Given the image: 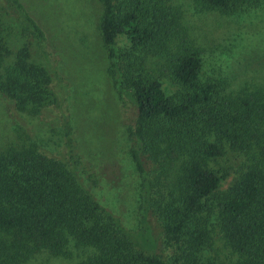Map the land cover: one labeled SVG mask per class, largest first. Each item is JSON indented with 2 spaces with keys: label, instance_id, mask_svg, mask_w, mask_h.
<instances>
[{
  "label": "trees",
  "instance_id": "16d2710c",
  "mask_svg": "<svg viewBox=\"0 0 264 264\" xmlns=\"http://www.w3.org/2000/svg\"><path fill=\"white\" fill-rule=\"evenodd\" d=\"M9 1L44 41L22 3ZM99 1L114 88L137 111L129 138L142 180L139 226L127 229L96 201L91 189L99 180L78 153L63 105L64 145L57 157L35 146L0 152V264H25L42 253L70 260L72 249L92 250L78 264H205L213 212L225 245L242 264H264V90L234 92L223 81H200L202 50L188 39L182 13L169 0ZM192 1L199 10L232 15L246 0ZM119 35L127 38L128 50L118 46ZM8 46L0 35V94L16 112L38 116L56 102L52 76L30 62L26 46ZM136 52L163 57L181 88L179 100L136 69ZM226 152L243 155L245 164L221 191L230 170H214L211 163ZM145 159L161 174L147 169Z\"/></svg>",
  "mask_w": 264,
  "mask_h": 264
},
{
  "label": "rangeland",
  "instance_id": "374dc122",
  "mask_svg": "<svg viewBox=\"0 0 264 264\" xmlns=\"http://www.w3.org/2000/svg\"><path fill=\"white\" fill-rule=\"evenodd\" d=\"M19 1L42 28L45 40L39 42L35 38L9 0H0V35L8 41L10 50L26 46L30 62L49 72L56 102L37 116L16 112L12 102L0 94V152L10 147L35 146L49 157H57L64 145L60 110L67 106L78 153L99 180L91 189L96 201L124 227L136 230L142 180L130 155L133 144L129 129L134 125L137 111L114 88L99 30L102 3L99 0ZM169 1L180 9L188 39L202 50L200 81H223L226 90L234 92L264 90V0H246L232 15L199 10L192 0ZM117 44L122 50L130 47L124 35L118 36ZM131 61L139 72L145 71L160 82L168 98L179 100L181 88L165 69L163 57L136 52ZM144 163L147 169H154L155 176L161 174V169L152 162L145 159ZM244 164L245 157L235 152H226L211 163L214 170H230L221 191L235 182ZM81 177L85 183L86 178ZM210 221L214 227H209L211 246L204 252V263L242 264V257L225 245L215 226V212ZM153 229L156 232L154 223ZM71 252L74 257L70 260L42 253L25 264H78L92 250Z\"/></svg>",
  "mask_w": 264,
  "mask_h": 264
}]
</instances>
